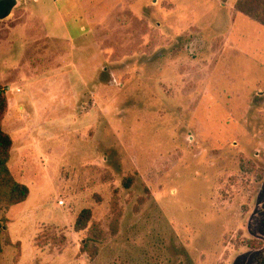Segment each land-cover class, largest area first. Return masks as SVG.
<instances>
[{
    "label": "rangeland",
    "instance_id": "374dc122",
    "mask_svg": "<svg viewBox=\"0 0 264 264\" xmlns=\"http://www.w3.org/2000/svg\"><path fill=\"white\" fill-rule=\"evenodd\" d=\"M222 2L17 0L0 20L8 167L29 189L0 210V264L264 251V28Z\"/></svg>",
    "mask_w": 264,
    "mask_h": 264
},
{
    "label": "trees",
    "instance_id": "16d2710c",
    "mask_svg": "<svg viewBox=\"0 0 264 264\" xmlns=\"http://www.w3.org/2000/svg\"><path fill=\"white\" fill-rule=\"evenodd\" d=\"M225 3L226 0H221ZM233 11L249 21L264 28V0H235L232 6ZM7 111V98L5 89L0 86V210L7 211L9 208L26 201L29 189L26 185L14 180L10 173L8 162L12 141L2 130L1 122ZM91 218L90 210H82L75 222V230L82 231L86 228ZM4 220L0 219V257L4 245H10L8 238L2 242L1 235L4 232ZM252 264H264V251L259 252Z\"/></svg>",
    "mask_w": 264,
    "mask_h": 264
},
{
    "label": "water",
    "instance_id": "95a60500",
    "mask_svg": "<svg viewBox=\"0 0 264 264\" xmlns=\"http://www.w3.org/2000/svg\"><path fill=\"white\" fill-rule=\"evenodd\" d=\"M16 3L17 0H0V20H4L10 15Z\"/></svg>",
    "mask_w": 264,
    "mask_h": 264
},
{
    "label": "crops",
    "instance_id": "0c3cea01",
    "mask_svg": "<svg viewBox=\"0 0 264 264\" xmlns=\"http://www.w3.org/2000/svg\"><path fill=\"white\" fill-rule=\"evenodd\" d=\"M232 5H233V3H232ZM235 13V12H234Z\"/></svg>",
    "mask_w": 264,
    "mask_h": 264
}]
</instances>
